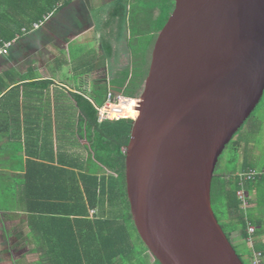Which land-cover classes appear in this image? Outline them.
I'll list each match as a JSON object with an SVG mask.
<instances>
[{
  "label": "water",
  "instance_id": "obj_1",
  "mask_svg": "<svg viewBox=\"0 0 264 264\" xmlns=\"http://www.w3.org/2000/svg\"><path fill=\"white\" fill-rule=\"evenodd\" d=\"M263 98L264 0H174L126 149L129 213L161 264H244L212 183Z\"/></svg>",
  "mask_w": 264,
  "mask_h": 264
},
{
  "label": "crops",
  "instance_id": "obj_2",
  "mask_svg": "<svg viewBox=\"0 0 264 264\" xmlns=\"http://www.w3.org/2000/svg\"><path fill=\"white\" fill-rule=\"evenodd\" d=\"M150 2L59 0L40 29H22L0 56V264H43L30 217L52 209V195L70 197L73 173L80 178L91 167L85 119L73 95L88 99L98 114L111 92L123 95L146 10L153 24L160 13L155 9L151 14ZM8 12V0H0V32L15 31ZM22 17L28 16L22 13L17 19ZM241 142L243 162L264 168L258 154L252 156L255 163H247L249 146ZM98 166V177L110 176ZM61 183L64 190L58 188ZM244 192L248 204L242 213L256 228L253 245L264 252V187L259 189V181L245 184ZM94 216L90 211L89 218ZM235 239L239 241L238 234ZM142 257L155 264L151 254Z\"/></svg>",
  "mask_w": 264,
  "mask_h": 264
},
{
  "label": "trees",
  "instance_id": "obj_3",
  "mask_svg": "<svg viewBox=\"0 0 264 264\" xmlns=\"http://www.w3.org/2000/svg\"><path fill=\"white\" fill-rule=\"evenodd\" d=\"M58 1L8 0L7 19L11 26H15V31L0 32V44L13 42L25 27L31 30L35 23H39L45 15L54 11ZM149 6L151 14L155 9H159L160 13L153 30L147 33L151 43L147 42L144 30L140 32V41L143 37L145 39L135 49L136 63L131 79L128 84L123 83L121 88V93L129 98H139L142 94L156 35L167 22L174 8V0H151ZM22 13L28 17L18 20ZM146 14H149L148 8ZM125 81L123 79V82ZM73 99L85 119L91 167L88 174H81L80 178L73 173V194L70 197L62 193L58 197L52 195L49 198L52 201V209L37 211L40 213L39 217H30L31 223L34 222L32 235L39 239L43 264H147V261L142 260V255L150 253L134 226L126 196V149L131 139L133 119L124 116L121 117L124 119L100 122L97 108L88 99L77 94L73 95ZM104 101L105 99L98 105L102 106ZM239 133L229 146L234 154L231 160L233 162H237L235 159L238 157L241 159L242 142L241 138L237 139ZM222 159L223 157L220 163ZM98 165L110 176L98 177ZM219 166L212 183V207L244 264L245 256L250 264L251 251L252 248L257 249L256 246L248 245L240 251L234 244L235 235L238 234L247 246L245 239L248 221L242 213L237 192L241 189V173L252 169L261 171L264 168L248 167L243 162V172L238 168L236 173L226 174L218 171ZM258 181L259 189L264 187V179L248 181L245 184ZM58 188L64 190L65 187L61 183ZM90 211L95 213L93 218H89ZM221 218L227 221L222 222ZM130 228H133L137 235L135 241ZM136 241H140L144 249H139ZM259 249H262L261 245ZM155 264L161 262L155 259Z\"/></svg>",
  "mask_w": 264,
  "mask_h": 264
},
{
  "label": "rangeland",
  "instance_id": "obj_4",
  "mask_svg": "<svg viewBox=\"0 0 264 264\" xmlns=\"http://www.w3.org/2000/svg\"><path fill=\"white\" fill-rule=\"evenodd\" d=\"M146 23L145 25L143 26V30L145 32V36L147 39V42L148 43H151V39H149V34L148 31L151 29L153 30L154 28V24L152 23L151 21V17L150 15L148 14L146 16ZM147 34V35H146ZM143 39H145V37H143L141 39V41H143ZM141 41H140V38H136V41L135 43L137 44V46H139L141 44ZM117 114V113H116ZM126 116H135L134 114H125ZM120 118V117H119ZM243 139L244 143L247 144L249 146L248 148V162H252V163H255L253 161V155H257L259 156V158L261 159L260 160V165H261V162L264 161V98L263 100L261 101V103L259 104L258 108L254 111V113L251 115V117L246 121V124L244 125V127L241 129L237 139ZM234 158V154L232 153V150H231V147H229L225 154L223 155V159L220 163V166H219V170L221 173H236V169L240 168V170L242 169V163H243V160L240 159L239 157L235 159V161L237 162H233L231 161L232 159ZM241 158H242V155H241ZM239 159V160H238ZM222 222H225L227 220L222 219ZM131 229V233L132 235L134 236L133 240L135 241V238L137 240V235L135 233V231L133 230V228H130ZM137 242V245H138V248L139 249H144L142 243L140 241H136ZM234 244L235 246L237 247L238 246V250H242L244 249L243 247H248L244 244L243 242V239H239V241L237 242V240L235 239L234 240ZM247 256L244 257V260L246 262V264H248L247 262Z\"/></svg>",
  "mask_w": 264,
  "mask_h": 264
},
{
  "label": "built area",
  "instance_id": "obj_5",
  "mask_svg": "<svg viewBox=\"0 0 264 264\" xmlns=\"http://www.w3.org/2000/svg\"><path fill=\"white\" fill-rule=\"evenodd\" d=\"M60 1L62 2L66 0H60ZM57 7H60V5L58 4ZM44 21H41L40 23L35 24L34 27L36 29H40L42 25L44 24ZM11 48H12V43L4 44V46L0 47V56L7 54ZM139 101H140L139 98H129L123 95H116L111 92V94L109 95L107 104H105V106H103L99 110L100 119L103 121H108V120L114 121V120L124 119V118L112 119L111 111L113 110V108H122V106L131 105L135 110H137ZM128 119H131V118H128ZM258 179H264V170L260 171V170L252 169V170H248L240 174L239 182L241 185V189L237 192V196L241 203V210H244L245 208H247V204H248L247 195L245 194L244 189H243L244 184L248 181H254ZM255 231H256V228L252 224L247 222L245 241L247 245H249L250 247H252L253 245ZM250 264H264V252L252 248V258L250 260Z\"/></svg>",
  "mask_w": 264,
  "mask_h": 264
},
{
  "label": "bare ground",
  "instance_id": "obj_6",
  "mask_svg": "<svg viewBox=\"0 0 264 264\" xmlns=\"http://www.w3.org/2000/svg\"><path fill=\"white\" fill-rule=\"evenodd\" d=\"M117 113V114H116ZM125 114H134L135 116H126ZM138 112L135 110L131 105L130 106H122V108H113L111 111V118L116 117L121 118V117H130V118H135L137 116Z\"/></svg>",
  "mask_w": 264,
  "mask_h": 264
}]
</instances>
